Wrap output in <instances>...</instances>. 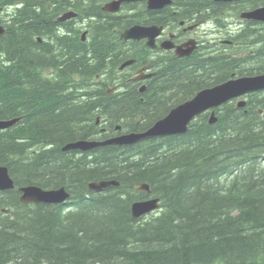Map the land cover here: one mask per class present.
<instances>
[{
  "label": "trees",
  "instance_id": "1",
  "mask_svg": "<svg viewBox=\"0 0 264 264\" xmlns=\"http://www.w3.org/2000/svg\"><path fill=\"white\" fill-rule=\"evenodd\" d=\"M109 1L0 0V120L20 119L0 132V167L16 184L0 194V264H264V92L250 95L244 108L232 102L218 109L215 124L200 116L181 135L64 151L71 142L106 138L118 125L146 131L205 88L264 73V30L248 26L237 39L246 51L260 45L255 58H163L146 92L130 86L109 94L121 64L148 49L137 42L142 50L129 48L114 30L218 18L232 5L173 0L150 11L140 2L122 8L139 14L115 16L101 11ZM69 9L76 19L56 21ZM78 18L92 22L86 43ZM105 180L120 187L89 189ZM142 184L161 211L133 220L132 205L148 198L136 190ZM31 185L64 187L72 197L60 205L23 204L19 189Z\"/></svg>",
  "mask_w": 264,
  "mask_h": 264
},
{
  "label": "water",
  "instance_id": "2",
  "mask_svg": "<svg viewBox=\"0 0 264 264\" xmlns=\"http://www.w3.org/2000/svg\"><path fill=\"white\" fill-rule=\"evenodd\" d=\"M146 1L148 8L152 11H161L165 7L170 6L172 0H116L112 3L105 5L103 8L105 12L118 13L121 10V6L124 3ZM217 2L226 1L238 2L243 0H216ZM76 14L71 13L68 18L75 17ZM242 17L252 21L264 22V7L256 9L251 12H245ZM162 27L158 26H142L135 25L125 30L122 34L123 38L139 41L141 39H148L147 45L155 47V38L161 33ZM5 33V29L0 26V35ZM122 38V36H121ZM172 45L166 46L171 48ZM194 51V47H190L188 50H183V47H179L177 53L179 56H190ZM264 90V75L256 77H243L221 86L213 91H207L197 98L193 103L187 106H177L170 111V113L163 119L155 123L146 133H131L126 134L114 141H77L73 144L68 145L65 151L75 150L81 152H88L99 147L111 145V146H129L138 142L144 141L145 139L158 138L164 136L180 135L187 132L188 127L193 119L202 113L220 106L228 100L245 95L250 92ZM214 114L211 119V123L215 122ZM17 121L2 122L0 121V130H6L11 126L15 125ZM93 189L102 190L104 188H111L118 186V183L113 181H101L93 183ZM15 189V182L11 178L9 169L7 167H0V193L5 191H11ZM147 192L150 194L149 187H146ZM22 193L21 201L24 204H62L71 195L65 188L58 190H45L38 186H27L20 189ZM160 208L159 200L156 199L153 203H138L132 208V212L135 211V219H138L143 213L149 214Z\"/></svg>",
  "mask_w": 264,
  "mask_h": 264
},
{
  "label": "bare ground",
  "instance_id": "3",
  "mask_svg": "<svg viewBox=\"0 0 264 264\" xmlns=\"http://www.w3.org/2000/svg\"><path fill=\"white\" fill-rule=\"evenodd\" d=\"M113 1H116V0H111V1H109V2H106L105 3V5H107V4H109V3H112ZM249 1H254V0H246V1H243L242 2V5H244L246 2H249ZM140 2H143V1H140ZM140 2H138V1H136V2H130L129 4H131V3H140ZM222 3H228V2H226V1H222ZM172 4H173V0L171 1V4H170V6H172ZM105 5L102 7V8H104L105 7ZM146 8L148 9V10H150L149 8H148V4L146 3ZM253 8H246V9H244V11H249V10H252ZM70 10H74V9H69V10H67L66 12H64V13H62L61 15H59V17L56 19V21H58V22H62V21H64V22H68V21H71V19L70 18H68V15H70V14H68V12L70 11ZM150 11H152V10H150ZM128 12V11H127ZM131 11H129L128 13H126V15H128V16H134L133 14H129ZM73 13H77V12H73ZM124 14V13H123ZM123 14H120V15H123ZM116 16V15H115ZM118 17V16H117ZM121 17V16H120ZM132 18V17H131ZM217 21H216V27L218 26V27H220V28H225L226 30H227V32H228V36L229 37H227L228 39H225V44L226 45H224L223 46V48H224V52H220L219 54L220 55H223V56H233V57H238L239 56V52L242 50V51H246V49L248 50V48L246 47V41L244 42V40H237L238 39V37L240 36V34L243 32V29L241 28V26H238V25H235V23L233 22V20H234V16H233V14L231 13V11H229V8L228 7H226L223 11H220V14H219V17L217 18V17H214ZM79 19V18H78ZM237 19V18H236ZM218 21H220L221 22V24L219 25L217 22ZM173 23V22H172ZM142 25V26H148V25H145V24H142V23H136V24H134V25ZM171 24V23H170ZM6 25V24H5ZM151 25H153V24H151ZM166 26H168V24L166 25ZM76 27V26H75ZM236 27H238V28H236ZM78 28H80L81 29V31H82V33H81V41L83 42V43H86L90 38V32H91V30H90V26L87 24V23H84V24H78ZM77 29V28H76ZM89 29V34L86 36V38H84L85 37V35H86V30H88ZM121 29V28H120ZM127 28H124V29H121V30H114V33H115V35L116 34H118L119 33V37H120V35L122 36V38H120L123 42H130L131 41V39H126V38H123V35L122 34H124L125 33V30H126ZM78 30V29H77ZM136 42V41H135ZM130 48H132V49H135V50H139V48H134V46H132L131 45V47ZM155 49V48H154ZM151 50V49H150ZM258 50V48L257 49H253L252 48V50H249V52H250V55H254V58H255V56H256V51ZM203 52H207V53H210V54H216V53H218V52H216L215 51V49L213 48V44L212 45H209V46H206L205 45V47H203L201 50H200V53L199 54H202ZM252 53V54H251ZM178 59V58H177ZM179 59H182V58H179ZM256 60H258V59H256ZM135 59H129V60H127V61H125L124 63H122L121 64V66L119 67V73H121L120 75L122 76V74H124V73H126V72H130V71H133L131 68L135 65ZM253 62V61H252ZM136 65L138 66V68H139V64H137L136 63ZM157 70L158 69H149V71L150 72H143V71H141V72H138L137 74V76H135L134 77V81H144L145 80V84H143V89H141V90H144V85H147L154 77H155V75H156V72H157ZM260 75H264V73H262V74H255V75H252V76H233L231 79H229V80H227V81H225V82H222V83H220V84H217V85H215V86H213V87H210V88H205V89H203V90H201V91H199L198 93H196L192 98H190V99H188V100H186V101H184V102H182V103H180V104H178L177 106L179 107V106H187V105H189V104H191V103H193L197 98H199L202 94H204V93H206L207 91H213V90H215V89H217L218 88V86H221V85H223V84H226V83H228V82H231V81H233V80H235V78L236 77H241V78H243V77H256V76H260ZM100 77V76H99ZM117 77V79H118V77L119 76H116ZM125 78V77H124ZM96 79H98V76L96 77ZM126 79H127V77H126ZM127 82V80L126 81H124V80H119V83L118 84H116V85H114L112 88H110L109 90H108V93L109 94H114V93H116V92H119V91H122L123 89H118V87L120 86V85H125V83ZM96 83V82H95ZM113 91H115L114 93H113ZM255 93H259V92H257V91H255V92H250V93H247V96H250V95H252V94H255ZM247 98H246V96L245 95H241V96H238V97H235V98H232V99H230V100H228L227 102H225V103H223V104H221L220 106H218V107H215V108H212V109H210V110H208V111H206V112H204V113H202L201 115H199V116H197L195 119H193L192 121H191V123H190V125L194 122V121H196L200 116H202V115H204V114H208V116H209V124H215L217 121H218V115H217V110L218 109H220V108H222L223 106H225V105H227V104H229V103H237V105H238V107L239 108H244L245 106H246V104H247ZM213 114H214V118L216 119V121L215 122H212L211 123V119H212V116H213ZM19 118H15V119H9V120H0V121H2V122H11V123H13V122H15V121H17L16 122V124L15 125H13V126H11L10 128H8V129H6V130H9V129H12L13 127H15L17 124H18V122H19ZM97 125H101V120H98L97 121ZM6 130H0V132L1 131H6ZM149 129H147L146 131H148ZM105 131L107 132V129L104 127V128H102V133H105ZM146 131H142V132H127V131H125L124 129H123V127L121 126V125H118L117 127H115V129L113 130V132L111 133L112 135H109V136H107L106 138H102V139H100V140H98V139H91V140H80V141H89V142H92V141H101V142H104V141H108V140H111V141H114V140H116V139H118V138H120V137H122V136H124V135H126V134H131V133H146ZM106 135H108V133H106ZM150 139H155V138H150ZM146 140H149V139H145L144 141H146ZM141 142H143V141H141ZM74 142H71V143H68L65 147H64V149L65 148H67L68 147V145H70V144H73ZM138 143H140V142H138ZM132 145H134V144H132ZM130 146V145H129ZM121 147H124V146H121ZM65 151V150H64ZM78 151V150H77ZM78 152H80L81 153V151H78ZM89 152V151H88ZM113 181V180H112ZM97 182H99V181H97ZM113 182H115V183H118L117 181H113ZM93 183H96V182H93ZM93 183H91L90 185H89V189L91 190V191H93L94 193H97V194H100V193H103V192H106V191H108L109 189H115V188H118V187H120V184L118 183V186L116 187V186H114V187H111V188H104V189H102V190H97V189H93L92 188V184ZM146 187H149V185H147V184H142V185H140V186H138L137 188H136V190L138 191V192H141V193H146L147 194V199H145V200H141V201H137V202H135L133 205H132V208H133V206L135 205V204H138V203H140V204H142V203H145V202H148V203H153L154 201H156V199H158L159 200V204H160V209H161V201H160V199L159 198H154L153 197V195H152V191H150V194L149 193H147V190H146ZM62 188H64V187H62ZM150 188V187H149ZM21 189V188H20ZM20 189H19V191H20ZM59 189H61V188H59ZM66 189V188H65ZM54 190H58V189H54ZM67 190V189H66ZM68 191V190H67ZM69 192V191H68ZM70 193V192H69ZM71 194V193H70ZM72 197V196H71ZM71 199V198H70ZM69 199V200H70ZM68 200V201H69ZM67 201V202H68ZM22 202V201H21ZM132 208H131V213H132V218H133V220H140V219H142V218H145V217H149V216H151V215H153V214H151L150 215V213L149 214H145V213H143L142 215H140V217L138 218V219H135V211L134 212H132ZM156 214V213H155Z\"/></svg>",
  "mask_w": 264,
  "mask_h": 264
},
{
  "label": "flooded vegetation",
  "instance_id": "4",
  "mask_svg": "<svg viewBox=\"0 0 264 264\" xmlns=\"http://www.w3.org/2000/svg\"><path fill=\"white\" fill-rule=\"evenodd\" d=\"M73 12H74V10H70L68 12V14H71ZM173 13L174 14L177 13V10L174 9ZM129 14H133L135 16L136 14H139V12L131 10V12ZM156 17H160V15H157ZM167 17L172 19V17H170V16H167ZM172 22H171V24L168 22L169 23V24L167 23L168 26L163 25L161 23L164 27H166V30H165V33L162 35V37H160L158 39L159 46H161L163 44V42H165L169 38H172L173 42L176 45H184L187 42H189L190 40H195L197 42V49L189 57L193 56L194 54L200 53V50L203 47H205V42L207 39V37L202 36L198 30L200 28V23L196 22L195 19L188 18V17L186 19H181L180 21L179 20L175 21L174 19H172ZM233 22L235 23V25L240 26L238 19L234 18ZM61 23H67V21L66 22L62 21ZM85 23H87L89 26L92 24V22H85ZM140 23H142V22H140ZM195 25H197L195 28H193L192 30L189 29V27H193ZM236 28H238V27H236ZM85 33L88 35L89 29L86 30ZM226 37H229V36L227 35ZM120 38H121V35H120ZM124 43L128 44L129 48L131 47V45L134 46V48H137V45H134V41L124 42ZM224 45H226L225 39H223L220 43H218L217 41H214L213 48L218 53L224 52V48H223ZM159 46L155 49H151V50L146 49L145 51L140 52V54H142V56L135 59V61H136L135 65L131 68L133 71L126 72V73L122 74V76L119 75L118 80L115 82L116 84L119 83V80H124V81L127 80L125 85H120L118 87L119 90L120 89H126V87L129 88L130 86H134L135 88L136 87L138 88L137 90L139 91V93H144L147 91V85H144V90H141V89H143V84H145V80L144 81H134L133 80L134 77L138 75L137 74L138 72H141V71L145 72L146 71L148 73V72H150L149 69H151V68L153 70L159 69L160 67H162V64L164 62L163 58H166V59L167 58H170V59L186 58V57H182V56H175L174 51H166ZM257 48L258 47L253 46V49H257ZM139 50H142V49L139 48ZM136 63L139 64V68L136 65ZM126 77H127V79H126ZM98 78H99V76H98ZM116 84H114V85H116ZM114 92L115 91H113V93Z\"/></svg>",
  "mask_w": 264,
  "mask_h": 264
},
{
  "label": "rangeland",
  "instance_id": "5",
  "mask_svg": "<svg viewBox=\"0 0 264 264\" xmlns=\"http://www.w3.org/2000/svg\"><path fill=\"white\" fill-rule=\"evenodd\" d=\"M101 11L105 12L103 8H101ZM8 13L9 14H12L13 13V10H10L9 11V9H8ZM123 13H126V11H123ZM84 21H85V19H84ZM84 21H83V19L80 20V21L78 19V21L75 22L76 23L75 25H78V24L80 25V23L82 24V22H84ZM217 28L221 29L222 31H219V32L216 31L214 34L207 35L208 36L207 39L205 38L206 39V42H205V45L206 46L212 45L214 43V41H217L218 43H220L223 39H228L226 37L227 34H228L227 30L225 28H220L218 26H217ZM263 33H264V31H263ZM253 37H255V36L253 35ZM255 46L258 47V48H260V45H257L256 44ZM82 153H84V152H82Z\"/></svg>",
  "mask_w": 264,
  "mask_h": 264
}]
</instances>
